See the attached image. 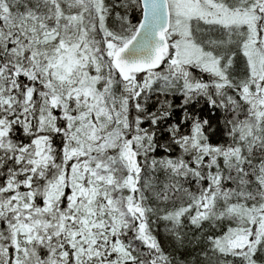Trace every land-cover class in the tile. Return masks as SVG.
<instances>
[{"label": "snow or ice", "instance_id": "snow-or-ice-1", "mask_svg": "<svg viewBox=\"0 0 264 264\" xmlns=\"http://www.w3.org/2000/svg\"><path fill=\"white\" fill-rule=\"evenodd\" d=\"M0 264H264V0H0Z\"/></svg>", "mask_w": 264, "mask_h": 264}]
</instances>
